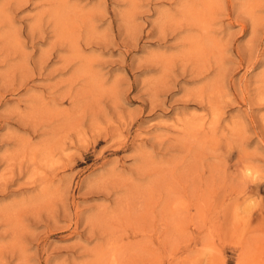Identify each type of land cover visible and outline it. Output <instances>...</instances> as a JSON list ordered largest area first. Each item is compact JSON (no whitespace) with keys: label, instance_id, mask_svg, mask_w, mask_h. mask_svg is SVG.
<instances>
[{"label":"rangeland","instance_id":"1","mask_svg":"<svg viewBox=\"0 0 264 264\" xmlns=\"http://www.w3.org/2000/svg\"><path fill=\"white\" fill-rule=\"evenodd\" d=\"M0 264H264V0H0Z\"/></svg>","mask_w":264,"mask_h":264},{"label":"bare ground","instance_id":"2","mask_svg":"<svg viewBox=\"0 0 264 264\" xmlns=\"http://www.w3.org/2000/svg\"><path fill=\"white\" fill-rule=\"evenodd\" d=\"M247 7H248V6H247ZM189 9H190V8H189ZM196 9H197V8H196ZM192 11H193V10H192ZM167 14H168V13H167ZM247 14H248V13H247ZM5 16H6V15H5ZM200 17H201V16H200ZM254 20H255V19H254ZM254 20H253V21H254ZM253 23H254V22H253ZM208 25H209V24H208ZM213 28H214V27H213ZM13 42H14V41H13ZM188 51H189V50H188ZM18 63H19V62H18ZM8 66H9V65H8ZM22 201H23V200H22ZM108 249H109V248H108Z\"/></svg>","mask_w":264,"mask_h":264}]
</instances>
